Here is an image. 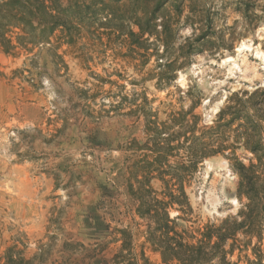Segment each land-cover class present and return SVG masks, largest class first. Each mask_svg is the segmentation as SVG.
Here are the masks:
<instances>
[{"label":"rangeland","instance_id":"rangeland-1","mask_svg":"<svg viewBox=\"0 0 264 264\" xmlns=\"http://www.w3.org/2000/svg\"><path fill=\"white\" fill-rule=\"evenodd\" d=\"M23 3L38 16L7 26L12 45L0 46V256L14 247L34 264H105L129 228L136 252L165 264L128 188V146L147 140L146 121L112 105L147 95L159 123L196 105L211 124L234 91L264 88V0H46L51 15ZM22 27L54 29L31 43ZM237 154L249 165L251 152ZM239 182L227 156L205 158L183 224L236 228L228 258L264 264V213L240 214Z\"/></svg>","mask_w":264,"mask_h":264},{"label":"trees","instance_id":"trees-1","mask_svg":"<svg viewBox=\"0 0 264 264\" xmlns=\"http://www.w3.org/2000/svg\"><path fill=\"white\" fill-rule=\"evenodd\" d=\"M35 1L42 14L51 15L46 0ZM23 2L27 0H9L12 8L0 15V46L7 50L12 41L6 27H20L29 18L38 16L26 11ZM22 28L31 43L41 42L54 29L48 32L43 29L37 34L35 29ZM128 98L123 95L121 101L112 106L120 110L126 105L129 108L126 114H143L146 121L147 140L141 143L134 139L128 146V150L136 154L129 166L128 188L138 201L136 213L146 222L147 242L160 253L165 264H237L228 254L233 251L238 229L208 224L203 230H192L183 224V221H190L192 215L187 184L191 185L205 158L225 155L233 161L240 175L238 195L247 198L240 214L249 219L259 207L264 213V88L234 91L211 124H202L201 116L194 112L196 105L172 114L169 123H159L148 109L147 95H143L141 101ZM238 149L252 153L249 165L237 154ZM155 180L161 182L160 190L153 185ZM171 209L178 210L179 215L171 217ZM118 231L122 234L119 239L122 244L112 258L104 259L105 264H155L145 251L136 252L129 228ZM229 239L234 240L230 250L226 248ZM36 257L27 258L11 247L0 256V264H34Z\"/></svg>","mask_w":264,"mask_h":264}]
</instances>
